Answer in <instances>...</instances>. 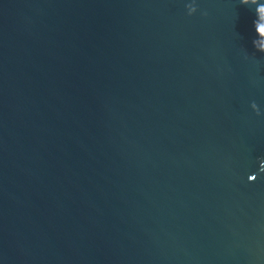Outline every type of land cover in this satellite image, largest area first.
Segmentation results:
<instances>
[{"label": "water", "instance_id": "water-1", "mask_svg": "<svg viewBox=\"0 0 264 264\" xmlns=\"http://www.w3.org/2000/svg\"><path fill=\"white\" fill-rule=\"evenodd\" d=\"M0 264H264V0H0Z\"/></svg>", "mask_w": 264, "mask_h": 264}]
</instances>
